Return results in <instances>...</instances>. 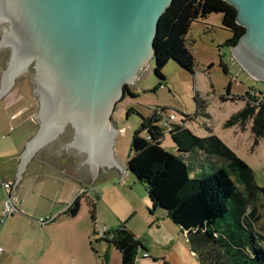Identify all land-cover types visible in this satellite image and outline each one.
<instances>
[{"label": "water", "instance_id": "obj_1", "mask_svg": "<svg viewBox=\"0 0 264 264\" xmlns=\"http://www.w3.org/2000/svg\"><path fill=\"white\" fill-rule=\"evenodd\" d=\"M173 1L0 0V22L10 21L0 46H11L0 96L35 62L40 100V128L19 156L16 183L35 151L69 123L76 136L67 144L87 153L93 177L99 164L123 170L113 154L111 115L127 83L154 59L159 21ZM226 1L246 27L232 53L264 81V0Z\"/></svg>", "mask_w": 264, "mask_h": 264}, {"label": "rangeland", "instance_id": "obj_2", "mask_svg": "<svg viewBox=\"0 0 264 264\" xmlns=\"http://www.w3.org/2000/svg\"><path fill=\"white\" fill-rule=\"evenodd\" d=\"M222 18V13H212L205 19L193 22L187 38L195 57L194 72L171 59L163 69L166 79L162 80L155 73L153 59L142 67L135 81L127 83L137 95L126 93L118 99L110 119V124L117 129L113 154L118 158L122 171L115 165L109 167L99 164L96 176L93 177L90 165L84 163L88 159L87 153L77 149L78 155H75L72 161L75 165L79 162L82 172L87 174L88 178L77 184L75 181L73 187L75 197L72 204L76 199L79 202L77 218L73 220V224L90 225L92 231L95 227L97 229L95 235H98L104 227L114 230L125 223L128 228L133 226L143 240L148 238L150 228L145 215L156 216L154 212L152 214L154 209L152 198L148 184L142 182L135 172L128 169V160L133 154L131 144L134 133L140 127L143 117L161 111L163 120L167 119L171 112H176L180 119H185L183 123L186 127L193 129L199 136L216 134L221 137L253 168L261 199L257 202L259 208L257 214L260 218L252 221L254 229L264 235V137L256 143L251 119L234 125L227 124L228 120L243 108L246 101L224 98L228 96L230 83L231 95H245L251 90L264 91V81L253 77L236 60L232 53L233 47L226 45L232 32L222 25ZM9 30L10 21L8 19L1 21L0 41ZM10 56L11 46L1 45L0 88L2 69L7 67ZM34 63L19 74L18 78H14L10 89L0 96V115L3 114L2 107L7 106L6 103L13 99L15 106L22 108L20 113L10 118L8 126L6 125L3 131L7 137L3 141H12L17 146H22L23 142L26 144L28 138L33 139L40 128V119L36 116L38 118H34L33 122L37 131L32 129L31 121L27 119L28 110L26 113L24 110L27 107L26 109L30 108L32 111L35 104L36 114L40 109ZM222 63L227 65L228 73L224 71ZM65 130L44 145L50 147L70 143L75 138L76 131L71 123ZM174 146L177 149H174ZM162 147L179 157L184 154L179 151L170 131L165 132ZM188 155L191 158H187L186 163L192 177L210 174L222 166L227 167V164L215 155L208 154L209 158H198V154L194 151L189 152ZM239 186L242 188L241 185ZM38 190L46 191L48 194L50 191L52 193L59 191L58 186L50 190L41 187ZM93 204L96 206L95 219L92 217ZM250 209L249 207L248 214ZM232 226L234 229V225ZM153 245L157 249L160 248L155 243ZM180 247L181 256H184L187 262L200 264L188 248L184 250L185 243ZM9 264H22V262L10 260Z\"/></svg>", "mask_w": 264, "mask_h": 264}, {"label": "trees", "instance_id": "obj_3", "mask_svg": "<svg viewBox=\"0 0 264 264\" xmlns=\"http://www.w3.org/2000/svg\"><path fill=\"white\" fill-rule=\"evenodd\" d=\"M212 13H222V25L232 32L226 45L233 47L238 44L246 27L237 22V8L234 5L226 0H174L160 18L154 42V70L157 76L166 79L163 69L171 59L189 71H195V57L187 37L193 22L205 19ZM222 66L228 73L227 65L222 63ZM126 93L137 95L128 85ZM230 93L231 83L228 96L224 98L242 99L246 104L227 124L234 125L251 119L252 131L258 143L264 137V102L254 104L250 91L245 95ZM162 120L160 113L143 117L134 133L131 144L133 154L128 160L129 169L148 184L154 208L159 205L165 207L169 216L189 229V233H204L219 244L220 248L225 249V254L232 255L224 264H264V235L254 229L252 221L260 218L257 202L261 199L253 168L216 134L201 137L185 127L184 123L171 124L170 132L179 151L202 150L227 163V167H219L210 174L192 177L182 157L162 147L165 136ZM78 210L79 202L76 199L67 212L77 215ZM95 214L96 206L93 204V219ZM104 239L119 249L121 264H136L142 243L125 223L114 230H107Z\"/></svg>", "mask_w": 264, "mask_h": 264}, {"label": "crops", "instance_id": "obj_4", "mask_svg": "<svg viewBox=\"0 0 264 264\" xmlns=\"http://www.w3.org/2000/svg\"><path fill=\"white\" fill-rule=\"evenodd\" d=\"M5 69L6 67L2 71ZM13 82L12 79V84ZM6 104L7 106L2 107L3 114L0 115V181H16L21 161L19 156L25 150V143L17 146L12 141H3L7 139L3 131L10 118L20 113L22 108L15 106L14 99ZM35 106L36 104L32 111L30 108L26 109L27 107L24 110L25 113L28 110L27 119H30L32 129L37 131L33 122L34 118H38ZM184 126L186 127V124ZM189 129L195 133L193 129ZM31 139L32 137L28 138L27 142ZM174 149L177 147L174 146ZM194 152L198 154V158H209L208 153L202 150ZM188 154L189 152H184L182 156L185 162L187 158H191ZM75 155H78L77 148L66 143L50 147L43 145L26 163L17 186L20 211L5 223L0 222V264H9L10 260H21L22 264H121L122 255L119 249L104 239L103 231L109 230L107 227L95 235V227L93 232L90 225L73 224L77 215L67 212L75 197V181L77 184L88 178L87 174L82 172L79 162L77 165L73 163ZM56 186L60 194L51 191L48 194L38 190L41 187L50 190ZM5 200L6 192L0 186V217ZM153 212L155 217L145 215L150 228L146 240L140 238L141 234L133 226L129 228L142 243L138 249L136 264H190L180 253V245L184 243V250L188 248L200 264H224L228 257H232L231 254H225V249L220 248L219 244L214 243L204 233H189V229H185L169 216L165 207L159 205L152 210V214ZM47 216L53 217V221L42 225L39 219ZM224 237L225 235L222 238ZM153 243L160 248L157 249ZM231 247L234 248V245L231 244ZM145 253H148V256H145Z\"/></svg>", "mask_w": 264, "mask_h": 264}, {"label": "built area", "instance_id": "obj_5", "mask_svg": "<svg viewBox=\"0 0 264 264\" xmlns=\"http://www.w3.org/2000/svg\"><path fill=\"white\" fill-rule=\"evenodd\" d=\"M250 93L252 96H254V100H253L254 104H260L261 102H264V91L257 92L256 90H251ZM157 113L162 114L161 111H158ZM184 120L185 119H180L179 115L176 112H171L168 118L161 122V125L163 126L164 131H170L172 129L171 124H178V123L181 124L183 123ZM15 183L16 181H0V186L6 192L4 209L0 217L1 223H5L12 215L20 211V200L17 195L18 182L16 184ZM53 219H54L53 217L47 216V217H41L39 221L42 225H45L47 223L52 222ZM105 232L106 230L103 231L104 235ZM145 256H148V253H145Z\"/></svg>", "mask_w": 264, "mask_h": 264}, {"label": "flooded vegetation", "instance_id": "obj_6", "mask_svg": "<svg viewBox=\"0 0 264 264\" xmlns=\"http://www.w3.org/2000/svg\"><path fill=\"white\" fill-rule=\"evenodd\" d=\"M66 129V128H65ZM66 131V130H65Z\"/></svg>", "mask_w": 264, "mask_h": 264}]
</instances>
